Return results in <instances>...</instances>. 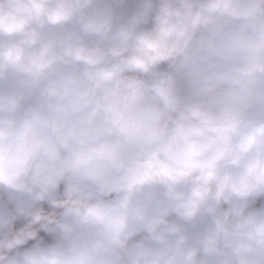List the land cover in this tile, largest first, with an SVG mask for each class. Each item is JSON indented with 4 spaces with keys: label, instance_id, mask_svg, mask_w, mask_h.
Returning a JSON list of instances; mask_svg holds the SVG:
<instances>
[{
    "label": "clouds",
    "instance_id": "1",
    "mask_svg": "<svg viewBox=\"0 0 264 264\" xmlns=\"http://www.w3.org/2000/svg\"><path fill=\"white\" fill-rule=\"evenodd\" d=\"M123 3L0 0V36L10 40L0 78L57 64L83 65L86 76L46 89L60 102L51 118L18 124L22 95H0V264H264V208L220 211L264 196V0H185L152 27L148 9L126 19ZM234 21L241 30L224 33ZM73 24L93 46L71 31L41 38L46 26ZM202 25L211 38L197 40ZM193 47L203 63L189 64ZM181 57L176 78L148 85L137 75ZM155 186L177 202L178 220L132 207ZM112 193L113 205L99 199ZM46 203L64 211L49 220ZM205 212L213 225L193 237L180 221ZM131 220L146 235L130 243ZM85 226L104 239H84Z\"/></svg>",
    "mask_w": 264,
    "mask_h": 264
},
{
    "label": "crops",
    "instance_id": "2",
    "mask_svg": "<svg viewBox=\"0 0 264 264\" xmlns=\"http://www.w3.org/2000/svg\"><path fill=\"white\" fill-rule=\"evenodd\" d=\"M153 0H124L123 5L118 8V13L122 12L125 18H131L134 15L147 9ZM213 20L219 23H224L223 20L217 21V18L213 17ZM243 21H234L224 25L223 32H234L241 30ZM210 25L209 27H212ZM65 31H71L82 38L83 42L87 45H94L96 38L88 37L83 34L80 30L78 24L68 25L65 29L54 28L52 26H46L40 30L41 38L44 40L53 39L59 34H63ZM201 35L207 40L211 38V33L203 25L197 32V40L200 39ZM218 42L220 37L215 38ZM8 37L0 36V45L9 43ZM108 43V42H105ZM206 54L204 49L198 50L193 47L190 50L189 64L191 63H203L202 57ZM183 57L180 58V62ZM67 77H73L79 80H86L85 69L83 65H61L57 64L53 68L46 70L45 73L39 77H32L25 75L16 71L9 70L4 78H0V95L18 93L23 97L22 106L20 111L17 113L16 120L17 123H22L25 119L31 118L32 114L39 113L45 118H51L58 115L57 105L60 103L56 98H49L46 95V89L53 83H59ZM159 78L156 69H154L149 74L142 75V80L148 85L153 84ZM67 104V101H65ZM160 107H163L161 104ZM79 114H77L78 116ZM76 117L70 116L69 119H75ZM233 169L229 167L222 166L221 171H232ZM186 186L181 189V191H186ZM257 198H252L248 201H238L233 200L230 204L226 203L221 206L220 211H226L231 207L246 206L247 208L255 201ZM99 199L106 205H113L119 199L117 193H112L107 196H101ZM131 205L134 208L144 209L147 218L152 217H163L168 218L170 221L178 220L176 214L177 202L171 200L165 195V189L161 186H155L147 192H142L135 195L131 200ZM254 208H264V200ZM64 211V208L59 212L58 217ZM183 224L186 231L193 237L203 235L210 226L213 225V216L211 213H203L192 221ZM144 230V226L141 222L137 220H131L128 226L129 237L139 233ZM82 236L84 239H104L103 235L95 226H85L81 229ZM144 237V236H142ZM141 237V238H142ZM138 238L134 241H138ZM133 242V241H132ZM131 243V242H130ZM223 258L219 260H213L211 264H222Z\"/></svg>",
    "mask_w": 264,
    "mask_h": 264
},
{
    "label": "trees",
    "instance_id": "3",
    "mask_svg": "<svg viewBox=\"0 0 264 264\" xmlns=\"http://www.w3.org/2000/svg\"><path fill=\"white\" fill-rule=\"evenodd\" d=\"M185 0H153L149 7V23L148 27L154 26L156 23L157 17L159 18H168L170 15L174 14L176 11L181 10L184 6ZM107 44V43H105ZM93 46V45H90ZM159 78L162 77H172L176 78L180 71V58L175 63H166L161 64L157 68H155ZM195 122V121H194ZM64 199L63 195L58 197V201H62ZM264 200V196L259 197L255 200L248 208H254L258 204H260ZM45 214L47 215L49 220H55L58 218L59 212L62 209L59 204H50L46 203L44 205ZM169 220L168 218H165ZM41 236L44 235L43 232L40 233ZM145 230L140 231L129 237V242H132L142 236H145Z\"/></svg>",
    "mask_w": 264,
    "mask_h": 264
},
{
    "label": "built area",
    "instance_id": "4",
    "mask_svg": "<svg viewBox=\"0 0 264 264\" xmlns=\"http://www.w3.org/2000/svg\"><path fill=\"white\" fill-rule=\"evenodd\" d=\"M137 75H139V76H140V78L142 79V75H141V74H137Z\"/></svg>",
    "mask_w": 264,
    "mask_h": 264
}]
</instances>
